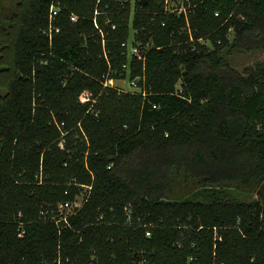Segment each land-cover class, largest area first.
Returning a JSON list of instances; mask_svg holds the SVG:
<instances>
[{"label":"trees","instance_id":"16d2710c","mask_svg":"<svg viewBox=\"0 0 264 264\" xmlns=\"http://www.w3.org/2000/svg\"><path fill=\"white\" fill-rule=\"evenodd\" d=\"M184 4L0 0V264H264V0Z\"/></svg>","mask_w":264,"mask_h":264},{"label":"rangeland","instance_id":"374dc122","mask_svg":"<svg viewBox=\"0 0 264 264\" xmlns=\"http://www.w3.org/2000/svg\"><path fill=\"white\" fill-rule=\"evenodd\" d=\"M6 4V2H5ZM11 3H7L2 10H7L10 9L9 5ZM14 7V6H13ZM13 7L10 9L12 10ZM9 11V10H8ZM223 56L227 58V60L230 62V64L238 69L239 71H243V69L249 65H254L256 61L262 60L264 58V52L262 50H247L244 48H235L233 50H223L221 53ZM10 60V59H8ZM5 76H7L6 72H1L0 71V79L1 82L3 80H6ZM4 83V82H3ZM1 83V84H3ZM114 85L119 86L125 90H133V87L130 84V79L129 78H124V79H115L114 80ZM6 93V89L0 88V94L4 95ZM182 188V187H181ZM253 198H256V194H251L248 192H241L239 194V199L249 201ZM82 200V196L78 197V202Z\"/></svg>","mask_w":264,"mask_h":264},{"label":"built area","instance_id":"2783aa9c","mask_svg":"<svg viewBox=\"0 0 264 264\" xmlns=\"http://www.w3.org/2000/svg\"><path fill=\"white\" fill-rule=\"evenodd\" d=\"M166 4H167V8L169 11L177 12L178 14L184 13L186 16L188 15V11H187V8L184 4V0H176V1L166 0ZM57 13H58V9L56 6L53 5L51 7V13H50L51 29H53L52 23H53L55 16L57 15ZM216 14H218V12ZM71 18H72V20L76 21L78 19V16L73 15ZM114 28H115V26H114ZM123 45L127 46L130 55H136L140 59L143 58V55L139 50V46L132 43L131 40L124 42ZM123 67L129 68V64L125 63V64H123ZM107 83L114 85V79H110ZM130 84L133 87L134 91H138V92L142 91L140 86L138 85L137 78L130 81ZM78 197H80V196H78ZM78 197L74 201V203L65 202V203L60 204V209H62V210L66 209L67 211H72V212L74 211V213H75L76 209L81 208L82 204H83V198L80 202H78ZM147 234L150 235V232H147Z\"/></svg>","mask_w":264,"mask_h":264}]
</instances>
